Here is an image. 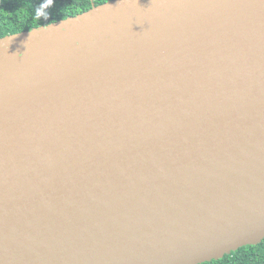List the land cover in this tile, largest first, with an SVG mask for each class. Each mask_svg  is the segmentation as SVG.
Masks as SVG:
<instances>
[{
	"label": "water",
	"instance_id": "1",
	"mask_svg": "<svg viewBox=\"0 0 264 264\" xmlns=\"http://www.w3.org/2000/svg\"><path fill=\"white\" fill-rule=\"evenodd\" d=\"M263 240L264 0H109L0 38V264Z\"/></svg>",
	"mask_w": 264,
	"mask_h": 264
},
{
	"label": "trees",
	"instance_id": "2",
	"mask_svg": "<svg viewBox=\"0 0 264 264\" xmlns=\"http://www.w3.org/2000/svg\"><path fill=\"white\" fill-rule=\"evenodd\" d=\"M109 0H0V38L76 16ZM203 264H264V240Z\"/></svg>",
	"mask_w": 264,
	"mask_h": 264
}]
</instances>
